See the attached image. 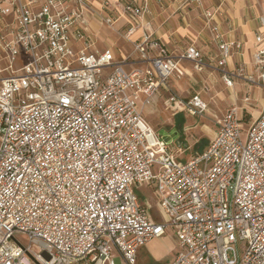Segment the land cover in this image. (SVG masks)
I'll list each match as a JSON object with an SVG mask.
<instances>
[{
  "label": "built area",
  "instance_id": "2783aa9c",
  "mask_svg": "<svg viewBox=\"0 0 264 264\" xmlns=\"http://www.w3.org/2000/svg\"><path fill=\"white\" fill-rule=\"evenodd\" d=\"M145 1L103 0L98 17L113 28L126 16L131 34L150 12ZM88 9L85 0H0V264H135L166 229L178 242L167 264H264V102L245 140L232 105L184 160L142 116L161 90L176 112L206 110L199 93L181 98L170 85L186 73L183 61L264 92V45L252 53L255 79L225 68L234 40L219 39L213 65L193 44L170 51L146 21L136 58L115 60L109 47L90 48ZM201 13L207 27L221 8ZM143 183L165 222L139 201Z\"/></svg>",
  "mask_w": 264,
  "mask_h": 264
},
{
  "label": "rangeland",
  "instance_id": "374dc122",
  "mask_svg": "<svg viewBox=\"0 0 264 264\" xmlns=\"http://www.w3.org/2000/svg\"><path fill=\"white\" fill-rule=\"evenodd\" d=\"M103 28V33L95 38L90 48L101 50L109 47L117 55L119 54V57L121 52L130 51V47L126 46L120 38L121 32L117 31L116 25L113 28L104 25ZM236 53L238 52L235 48L231 54L235 68L241 64ZM16 66L18 63L15 64ZM204 71L200 74L193 73L192 78H185L182 84L170 83L173 91L181 98L186 99L194 91H201V96L207 102V108L201 114L190 115L178 110L180 115H173L172 111L175 107L165 104L166 93H161L157 99H151L142 113L146 123L164 142L168 143L170 151L182 160L206 147L213 131L217 128V122L232 105L240 107L243 119L240 126L241 136L242 140H245L248 123L257 115L261 106L263 91L258 86L246 82L243 78H234L233 85L226 86L221 79V72L212 66H207ZM252 78H257L255 69ZM245 97H248V101H245ZM134 189L139 201L146 206L149 217L154 222H165L167 218L160 209L158 197L152 185L143 183L135 186ZM18 238L20 242L25 243L24 235H18ZM175 242L172 229H166L159 239L151 242V245L146 244L140 248L135 263L167 264L172 259Z\"/></svg>",
  "mask_w": 264,
  "mask_h": 264
},
{
  "label": "crops",
  "instance_id": "0c3cea01",
  "mask_svg": "<svg viewBox=\"0 0 264 264\" xmlns=\"http://www.w3.org/2000/svg\"><path fill=\"white\" fill-rule=\"evenodd\" d=\"M102 1L103 0H85L89 7L88 10H94L91 13H86V18L90 22V33L94 40L103 33V27L105 25L98 17L99 10H103L100 7ZM108 1L114 4L119 0ZM134 2L142 4L143 0H134ZM145 3L149 7L150 12L138 22L135 30L131 34H125L128 27L133 25L126 16H121L116 22V29L121 32L119 33L120 38L126 46L130 47V51H125V53L121 52L120 57L119 54L117 55L116 52L113 51L115 60H120L130 54L133 59L136 58L135 54L131 53L132 44L147 31L145 22L148 21L151 33L170 51L178 52L185 46L193 44L206 57L207 61L211 62L213 65L214 59L218 54L217 43L219 39L234 40L233 49L236 48V52H238L236 53L237 57L240 59L239 61H241L239 66L244 68L246 74H253L254 65L252 62V53L256 47L264 45V39L259 43L255 41L257 35L264 34V28L260 25V19L264 16V0H201L200 6H197L195 2H189L187 0H146ZM69 5H72V3H69ZM218 6L221 8V13L215 15L206 27L201 10H212ZM114 10L120 9L116 7ZM100 14L103 13L100 12ZM216 35L219 36V38H217ZM231 54L225 66L228 70L235 69ZM182 65L186 73L178 80L171 79L170 83L173 82L174 85L182 84L185 78H192L193 73L200 74L192 69L188 61H183ZM260 90L263 91L262 89ZM161 93L166 92L161 90L160 93L154 95L152 99H157ZM194 93H199L201 96V91H194L192 94ZM263 96L261 99V106L264 102ZM201 98L203 99L202 96ZM203 100L206 102L205 99ZM172 114L179 115V112L173 110ZM160 237L154 238L146 244L151 245L153 240H157ZM140 248L136 252V259ZM177 249L178 242L176 239L173 248V256Z\"/></svg>",
  "mask_w": 264,
  "mask_h": 264
},
{
  "label": "trees",
  "instance_id": "16d2710c",
  "mask_svg": "<svg viewBox=\"0 0 264 264\" xmlns=\"http://www.w3.org/2000/svg\"><path fill=\"white\" fill-rule=\"evenodd\" d=\"M180 115V114H179Z\"/></svg>",
  "mask_w": 264,
  "mask_h": 264
},
{
  "label": "water",
  "instance_id": "95a60500",
  "mask_svg": "<svg viewBox=\"0 0 264 264\" xmlns=\"http://www.w3.org/2000/svg\"><path fill=\"white\" fill-rule=\"evenodd\" d=\"M37 264V263H36Z\"/></svg>",
  "mask_w": 264,
  "mask_h": 264
}]
</instances>
